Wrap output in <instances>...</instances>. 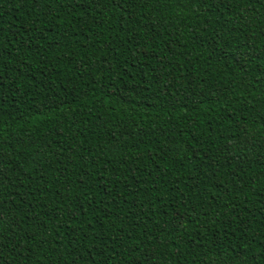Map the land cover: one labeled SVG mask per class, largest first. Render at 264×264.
I'll use <instances>...</instances> for the list:
<instances>
[{
  "label": "trees",
  "instance_id": "1",
  "mask_svg": "<svg viewBox=\"0 0 264 264\" xmlns=\"http://www.w3.org/2000/svg\"><path fill=\"white\" fill-rule=\"evenodd\" d=\"M0 85V264H264V0H0Z\"/></svg>",
  "mask_w": 264,
  "mask_h": 264
},
{
  "label": "snow or ice",
  "instance_id": "2",
  "mask_svg": "<svg viewBox=\"0 0 264 264\" xmlns=\"http://www.w3.org/2000/svg\"><path fill=\"white\" fill-rule=\"evenodd\" d=\"M113 2H114V0H113ZM0 87H2V85H0ZM51 103H52V104H56V98H52V99H51ZM60 103L62 104L63 101L61 100ZM57 106H59V105H57Z\"/></svg>",
  "mask_w": 264,
  "mask_h": 264
}]
</instances>
